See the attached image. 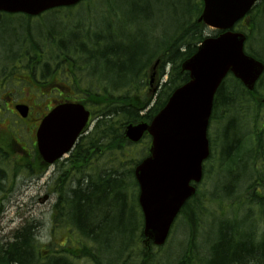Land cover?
Masks as SVG:
<instances>
[{
	"label": "trees",
	"instance_id": "1",
	"mask_svg": "<svg viewBox=\"0 0 264 264\" xmlns=\"http://www.w3.org/2000/svg\"><path fill=\"white\" fill-rule=\"evenodd\" d=\"M120 8L122 15L106 20L104 30L93 31L94 22L92 26L87 18L65 26L55 20L48 32L38 30L36 35L30 32L25 39H16L11 69L19 75L18 80L27 74L34 80L51 82L60 70H68L65 79L92 107L98 120L91 132L80 138L61 165L58 180H54L57 199L52 229L63 230L59 239L65 237L64 244L39 242L37 225L28 222L15 230L10 241L0 243V264H264V228L259 232L254 218L255 211L257 218L264 221V190L255 185L259 174L264 181V131L255 127L252 116L254 111L257 121L261 113L255 108L259 105L255 98L259 92L257 87L249 90L236 78H232L234 83L225 80L221 84L214 100L213 118L219 108L227 111V119L232 118L227 137L233 141L227 147V157L235 160V166L238 162L249 168L241 174L235 169L234 186L227 194L235 198L228 209L239 206L243 210L242 206L248 203L247 211L244 216L234 212L222 219L215 213L217 209H209L215 200L209 197L208 201V194L198 188L179 215H186L183 224L187 230L182 228L181 232L187 235L188 242L179 246L176 254L169 244L171 239L157 247L146 238L135 167L148 155L150 137L146 136L147 143L140 147L143 141L131 142L125 129L129 123L152 120L172 92L189 80L183 63L195 53L207 29L198 21L202 0H125ZM59 11L50 10L56 12L55 16L61 15ZM249 16L252 30L248 32V49L264 61L258 50L249 46L255 31H261L260 24L264 29V0H259ZM27 17L28 21L33 18ZM27 25L33 30L32 24ZM136 27L150 30L151 34L145 33V38L139 39ZM161 27L164 34L168 33L165 41L157 36ZM152 35L158 40L155 45L148 38ZM157 59L161 60L158 79L166 65L171 69L154 100L150 74ZM69 62L73 64L65 66ZM89 96L94 97L89 100ZM219 115L226 118L220 111ZM248 128L258 134V140H243ZM216 145L213 141V150ZM243 149L250 154L248 167ZM9 158L16 168L23 167L29 174L37 169L41 176L46 170L39 156L18 158L12 147L0 145V194L3 184L11 182L1 166ZM245 181H252L248 189Z\"/></svg>",
	"mask_w": 264,
	"mask_h": 264
},
{
	"label": "water",
	"instance_id": "2",
	"mask_svg": "<svg viewBox=\"0 0 264 264\" xmlns=\"http://www.w3.org/2000/svg\"><path fill=\"white\" fill-rule=\"evenodd\" d=\"M80 0H0V11L38 15ZM256 0H204L200 20L227 30L207 38L194 56L184 62L191 79L177 88L151 123L129 124L126 135L139 141L146 131L152 135L150 155L135 170L147 239L165 244L175 218L188 198L196 192L192 184L203 177V162L209 157L208 127L215 93L232 71L253 88L264 71L263 62L244 51L245 35L231 29ZM26 115V110L21 109ZM79 103L54 108L38 130L43 158L55 162L69 152L89 118Z\"/></svg>",
	"mask_w": 264,
	"mask_h": 264
},
{
	"label": "rangeland",
	"instance_id": "3",
	"mask_svg": "<svg viewBox=\"0 0 264 264\" xmlns=\"http://www.w3.org/2000/svg\"><path fill=\"white\" fill-rule=\"evenodd\" d=\"M123 3H125V0H89L80 5V8L78 9H61L59 11L61 12L60 16H55L56 12L53 14V12L47 11L42 16L29 18V21L28 17L22 13H2V16L0 17V81L4 79L9 81V83H2V85L0 86V109L5 104V100L1 98L2 93L7 92L6 94L11 95L15 91L12 96L16 97L17 99L24 100L26 98V93L29 92L28 83L26 81H22L23 79H14V73H12L11 69V64L13 63L11 61L12 55L16 51V39H18L19 41L25 39L26 37H28V33L30 32L36 35L38 30L48 32L53 27V21L55 22V20L57 21V24L65 26L70 24L71 22L77 21V19L79 21H82L83 18H87L92 26L95 25V27L92 28L93 31H95V29L96 32L97 30H104V26H106L107 22L106 20H110L113 18V16L119 14L121 10L120 7ZM63 12H67V14L72 16H66ZM119 15L121 16L122 12ZM68 18L70 19L69 21ZM258 21L260 22V19H258ZM92 22H94V25ZM27 23L32 24L30 26H32L33 30L29 29ZM249 25L250 23L243 22L240 24V28H245V26ZM261 25L263 24H260L261 31H259V29L258 31H255L256 33H254L255 35L253 39L249 41V46L256 48L260 55H262L264 58V29ZM59 27L61 28V26ZM135 29L137 31L135 35L139 39L145 38V33H147L148 35L151 34L150 30H139L138 27H136ZM57 30H59L58 27ZM157 36L161 41H165L168 37V33L164 34L163 27H161ZM154 37L156 36H148L151 42H153V44L155 45L156 42L158 43V40ZM2 69L6 72L5 74H3ZM170 69V65H167L168 72L170 71ZM259 89L262 90V93L264 94V76ZM155 95L156 93L153 94V98L155 97ZM255 98L257 99V96H255ZM39 99H41V97H39ZM39 103H41V100H39ZM255 108L256 110H260L261 112L257 116L256 121V113L253 111L252 116L254 117L255 127L257 126L261 128L260 131H264V105H255ZM219 109H217L215 117L213 118V122L211 124L212 136L215 144L217 145L215 146V149L212 150L211 156L208 161L205 162V164H207L205 165L207 170L206 177L204 181L199 184V189L201 188L203 192L208 194L206 196L208 201L210 200V198L215 200V202L209 204L210 211L213 212L214 209H217L215 213L220 218L225 219L226 217L233 216L234 212V215L244 216L245 212L248 209V203L242 206L244 207L243 210H240L239 206L238 208H235V210L228 209V207H231V204H233L235 196L231 195L230 197L227 194L234 186L233 179L235 178V169L239 174H241L243 169L248 170V159H250V154L248 153V151H244L243 149V158L245 161L247 160L248 168H246L243 163L238 162L235 166V160L228 159L226 150L227 147H230L233 138L227 137V135L229 134V129L233 126V122L231 117H228L227 119V111ZM218 110L224 117H226L225 119H222L223 117L221 118V115L218 116ZM228 116H230V114ZM7 117H9L10 120L14 119V116L10 112L2 110L0 112V126L7 125ZM18 124L19 128H17V132H13L12 137H24L25 133L27 132L25 127H23V130H25L26 132H23L21 129L22 125L20 123ZM259 124L260 126H258ZM2 132L4 131H1L0 135L2 134ZM26 134L28 136L29 133L27 132ZM245 134L246 136L243 140H258V134H254L252 132V129L250 128H248ZM1 137L4 139L6 136L1 135ZM144 142L147 143V141H143L140 144V147L145 145ZM256 143L259 144V142ZM261 144H264V138L261 140ZM68 156H65L58 163L51 166L45 172V174L40 177L37 175H40V171H37L35 169L33 173L29 174L23 167L16 168L14 160H11L10 158L3 162L1 166L6 172V176L9 175L11 177V182H9L8 184H3L5 185V188H3V191L0 194V243L10 241L14 235L15 230H17L23 224L34 222L38 228L37 238L39 242H43L45 244H48L49 242L50 244L55 242L57 246L64 244L65 237L59 239L61 237V234L63 233V230L61 231L60 229L57 231H53L52 229V211L54 207L53 205L54 203H56L57 199V194L55 192V185L57 182L55 183L54 180H58L57 178L60 174V167L65 162V160L67 159L66 157ZM16 163L17 165L20 164V162ZM231 170L233 171L230 174ZM262 173L264 175V170ZM248 176L250 179L251 172H249ZM256 178V187H259L258 189L263 188L264 190V181L262 180L261 175H257ZM221 181L222 183H220ZM251 182L252 181H250V183ZM246 183L247 182L245 181V184ZM250 183L246 184V189H248ZM257 217L258 212L256 213L254 211V218L257 220L256 224L258 225V230L259 232H261L264 228V221ZM185 221L186 215H181L177 219L175 226L171 232V242H169V244L172 245L174 254L178 252L179 246L184 244L186 241L188 242V237H186L187 235L182 234V232H184L183 229L187 230V226L185 228L183 224Z\"/></svg>",
	"mask_w": 264,
	"mask_h": 264
},
{
	"label": "flooded vegetation",
	"instance_id": "4",
	"mask_svg": "<svg viewBox=\"0 0 264 264\" xmlns=\"http://www.w3.org/2000/svg\"><path fill=\"white\" fill-rule=\"evenodd\" d=\"M73 63L69 62L65 64L71 66ZM69 74L68 70H60L58 77H55V81H51L45 85V88L41 90V104H38V96L32 95L25 100H16L12 96L8 95L6 99L5 110L10 111L12 114L19 116L26 124L29 137L26 140H21L17 143L18 151L24 153L27 156H38L37 150V131L43 120V118L57 105L63 103L78 102L83 98H80L77 91L71 87L68 83V79H65ZM31 82V80H29ZM257 96V95H256ZM94 96H89V100H92ZM259 98V97H258ZM10 104V106H9ZM26 105L28 107V116L21 117L17 106ZM93 114L91 113L90 120H92ZM89 128H87L88 130ZM86 133V132H85Z\"/></svg>",
	"mask_w": 264,
	"mask_h": 264
},
{
	"label": "bare ground",
	"instance_id": "5",
	"mask_svg": "<svg viewBox=\"0 0 264 264\" xmlns=\"http://www.w3.org/2000/svg\"><path fill=\"white\" fill-rule=\"evenodd\" d=\"M34 223V222H33Z\"/></svg>",
	"mask_w": 264,
	"mask_h": 264
}]
</instances>
